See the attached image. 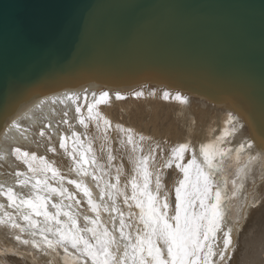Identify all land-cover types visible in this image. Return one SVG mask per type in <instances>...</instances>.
<instances>
[{"label": "snow or ice", "instance_id": "1", "mask_svg": "<svg viewBox=\"0 0 264 264\" xmlns=\"http://www.w3.org/2000/svg\"><path fill=\"white\" fill-rule=\"evenodd\" d=\"M91 96L86 105L87 115L81 112L83 106L78 103L81 100L78 93L53 98L52 104L65 106L61 110V122L69 128L72 125L67 117L72 106H75L74 119L84 128L89 121H97L98 127L101 121L110 126L97 108L108 102L109 93L93 92ZM115 96L123 99L119 93ZM163 97L168 99L169 93L164 92ZM174 98L187 103L179 94ZM44 103L41 100L34 107L40 109ZM50 111L55 113L56 109ZM22 119H28L30 125L36 124L38 131L26 127L20 122ZM52 120L55 116L45 124L39 118L32 119L30 112L17 116L7 125L13 134L0 144V160L9 162L14 169L6 180H0V197L6 198V202H0V226L15 241L13 255L30 259L41 255L44 259L39 264H226L231 259L230 253L235 252L239 231L250 209L264 202V194L255 190L249 199L246 187L250 179L256 184L254 165L259 163L264 173V129L259 140L246 138L234 148L222 147L230 142L229 137L237 136L245 127L240 118L228 113L220 136L201 144L198 151L190 143H181L172 149L166 167L175 164L183 173V179L174 189V215H169L167 195L160 196V178L156 179L155 192L149 187V158H137L136 168L142 183L133 177L131 196L123 194L129 208L133 206L129 203L132 201L139 209L137 219L142 227H137L133 233L130 231L132 213L126 218L116 204L112 191L116 184H107L108 191L101 189L97 197L86 181L85 178L91 176L95 187L100 188L101 178L90 171V167L100 169V166L91 144L85 147L80 133L72 131L70 137H58L59 148L72 160L68 175L62 174L55 162L45 155L27 150L34 145L36 149L56 152L50 144L58 131ZM121 131L127 132V142L134 144L132 130L121 127ZM186 153H191V158L184 163ZM108 159H113L111 153ZM20 167L26 170H15ZM233 167L235 170L230 171ZM73 173L76 178L70 179ZM116 179L118 181L119 177ZM260 182L264 183V175ZM67 185L74 186L75 190ZM105 196L111 203L105 201ZM234 198L243 202L239 213L232 218L228 207ZM84 202L86 207L82 208ZM102 213H107V218ZM8 254L0 251V258Z\"/></svg>", "mask_w": 264, "mask_h": 264}, {"label": "water", "instance_id": "2", "mask_svg": "<svg viewBox=\"0 0 264 264\" xmlns=\"http://www.w3.org/2000/svg\"><path fill=\"white\" fill-rule=\"evenodd\" d=\"M86 74L125 91L153 79L191 86L219 112L234 104L259 140L264 0H0V122L22 110L19 98Z\"/></svg>", "mask_w": 264, "mask_h": 264}, {"label": "bare ground", "instance_id": "3", "mask_svg": "<svg viewBox=\"0 0 264 264\" xmlns=\"http://www.w3.org/2000/svg\"><path fill=\"white\" fill-rule=\"evenodd\" d=\"M89 77L90 75L86 74L85 80L63 85L61 83V78H59L62 92L48 94L49 90H45L28 99H26L25 96L19 98L18 103L23 106L22 110H16L9 119L3 116L4 122H0V144L6 142V136H11L13 134L9 132L7 125L17 116L23 117L25 113L30 112L32 119L39 118L43 120L45 124H48L51 117L55 116V120L51 122L53 127L58 131L53 134V139L50 141V144L56 148V152H46L43 148L36 149L34 145L27 150L37 151L38 155H45L49 160L55 162V166L61 169L62 174L68 175L67 168L72 166V160L65 154L63 149L59 148L58 137L60 135L70 137L72 131L80 133L81 140H83L85 147L91 144L98 165L100 166V169H97L95 166L90 167V171H93L96 176L101 178L99 180L100 188L95 187V183L91 176L86 177V181L93 188V192L97 197L101 189L108 191L106 188L107 184H116V189L112 190L115 194L116 204L125 214L126 218H129V213H132L130 217L132 228L130 231L135 233L137 227H142V225H139L137 219L139 216V209L135 208L134 202L132 201H129V203L133 206L129 208L128 205L124 203L123 194L131 196L132 189L130 181L133 177H136L138 183H142V178L139 176L136 168L137 158L144 156L149 158L148 171L151 173V184L149 187L155 192L156 179L157 177L160 178L162 184L160 196L164 197L167 195L169 215H174V189L178 181L183 179V173L175 167V164L171 167H166L168 160L171 158L172 149L181 143H190L198 151L201 144L210 143L216 137L220 136L222 130L226 127V119L222 118V112L217 111L218 108L215 106L218 105L219 102L214 95L194 93L196 90L185 84L179 85L171 83L168 85V83L163 80L160 87H158L153 86L159 84L154 82V79H150L151 81H146L148 84L140 87L135 86L137 84L135 82L134 87L128 88L125 91L121 83L114 84L115 82H111L104 84L100 81L89 80ZM161 78H166V76H162ZM93 92L97 93V95L100 92L109 93L110 99L108 102L98 105L97 108L101 116L110 122V126H105L101 121L98 127L97 121H93V125H90L91 123L88 122V127L84 128L74 119L76 115L75 106H72V108L68 110L69 115L67 119L72 127L69 128L68 124L61 122V110L64 109L65 106L59 103L53 105V98L63 97L65 93H78L81 95V100L78 101V103L83 106L81 112L87 115L86 105L88 101L92 99L91 94ZM137 92L143 94L137 96L135 95ZM164 92L169 93L168 99H164ZM116 93H119L123 99H116ZM177 94L185 97L187 103H181L176 100L174 97ZM85 96L87 100L84 99ZM41 100L45 101V103L40 109L34 106H27L33 101L39 104ZM232 105L233 106L226 108L225 112L227 114L235 113V106L234 104ZM51 108H55L56 112L52 113L50 111ZM20 122L26 127L30 126L33 131H38V126L36 124L30 125L28 119H22ZM121 127L123 129L132 130L131 135L133 136L134 144H129L127 142L128 133L121 131ZM46 131L49 130L46 129ZM243 135H245V139L246 135L247 138L254 139V137H256L244 127L237 136L229 137L228 139L230 142L222 145V147L234 148L238 146L241 140L244 139ZM141 136H143L144 139L141 140ZM68 143L69 147H71L70 140ZM12 146L14 147L16 145L13 144ZM134 146H136V151H133ZM109 153H111L113 157L111 161L108 159ZM190 158L191 153H186L183 162L187 163ZM11 159L14 161V157ZM253 167L256 174V184L253 185L250 179L246 185L249 199H251V193L254 190L264 194V183L260 182V177L264 175V173L260 171L259 163ZM10 169V172L14 170L12 166ZM15 170L25 171L26 169L20 167ZM234 170V167L230 169V171ZM6 171L4 172L6 173ZM10 172L9 174H11ZM0 173L3 174V170H1ZM117 176L119 177L118 181L116 179ZM69 178H76L75 174H71ZM0 179L2 180V178ZM67 186L71 190H75L74 186ZM230 186L231 185H229V187ZM4 200L6 202V198L0 197V202ZM105 201L111 203L108 201L107 196H105ZM242 202L243 200L240 198H234L232 200L228 207V214L232 218H235L239 213ZM81 207H86V202H84ZM102 215L104 218H107L108 214L102 213ZM113 215L118 214L113 213ZM2 235L8 237L5 231L0 234V238L4 240ZM11 241H14L12 237L10 242ZM7 243L4 247L0 245V251L9 253L0 258V264H12L13 262L11 258H13L14 255L11 253L13 251L12 245L14 244L13 242L11 244ZM21 256V264H39V262L44 259L41 255H36L35 259L25 258L23 255ZM230 256L231 259L226 261V264H264V202L250 209L247 219L243 222V227L239 231L235 252L230 253ZM216 259H218V257Z\"/></svg>", "mask_w": 264, "mask_h": 264}, {"label": "rangeland", "instance_id": "4", "mask_svg": "<svg viewBox=\"0 0 264 264\" xmlns=\"http://www.w3.org/2000/svg\"><path fill=\"white\" fill-rule=\"evenodd\" d=\"M45 90H43V91H41V93L42 92H44ZM38 104V102H36V101H33V102H30L27 106H30V107H33V106H35V105H37ZM27 109H29V108H27ZM29 110H31V109H29ZM222 114V118H224L225 119V115H226V113H221ZM226 117H227V115H226ZM89 123H91L90 125H93L92 123H93V121H89ZM244 136V139H245V135H243ZM246 138H247V135H246ZM6 162L7 161H5V160H0V172H1V170H3V174L2 173H0V178H2V180H3V178H4V180H6L7 178H8V175H10L9 174V172H10V168H11V165H10V163L9 162H7V164H6ZM10 165V166H9ZM3 168H2V167ZM10 168H9V167ZM6 169H7V171H6ZM9 170V171H8ZM4 171H6V173L4 172ZM19 171V170H18ZM13 171H11L10 173H12ZM5 173V174H4ZM4 176V177H3ZM1 180V179H0ZM2 202H5V200L4 201H2ZM10 211H11V209H9ZM2 227V226H1ZM0 227V230H1V232H0V234H2L3 233V231H5V229L2 227L1 228ZM4 238V240H2L1 238V240H0V245H2V247H4L5 245H6V243H7V241H8V243L7 244H11L12 242H13V244H15V241H11L10 242V240H11V237L10 236H8V237H6V236H4V235H2ZM7 239V240H6ZM13 239V238H12ZM6 241V242H5ZM10 242V243H9ZM15 257V258H14ZM14 257L13 258H11L12 260L11 261H13L12 262V264H21L22 263V260H21V258H22V256L21 255H14ZM5 264H10V263H5ZM24 264V263H23Z\"/></svg>", "mask_w": 264, "mask_h": 264}]
</instances>
